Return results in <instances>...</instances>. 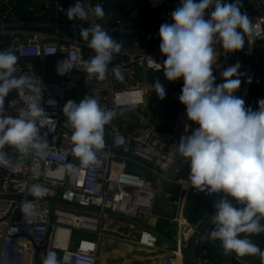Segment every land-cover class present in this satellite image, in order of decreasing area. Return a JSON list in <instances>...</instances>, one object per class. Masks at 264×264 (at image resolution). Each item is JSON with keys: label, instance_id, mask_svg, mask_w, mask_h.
Here are the masks:
<instances>
[{"label": "built area", "instance_id": "obj_1", "mask_svg": "<svg viewBox=\"0 0 264 264\" xmlns=\"http://www.w3.org/2000/svg\"><path fill=\"white\" fill-rule=\"evenodd\" d=\"M17 2L0 0V50L11 48L18 57L15 75L30 77L42 89L41 106L48 115L41 118V137L46 139L48 149L47 155L42 158L35 153L21 154L5 146L10 163L7 167H0V264H28L30 247L44 245L50 237V245L61 250L60 264H97L96 242L82 239L76 248H71L70 240L77 228L98 231L101 236L104 213L79 214L76 208H67L60 202L53 205L47 199L33 197L29 188L38 183L45 189L43 197L57 194L69 201L109 206L126 213L130 212L126 210L128 206L134 207L131 214L146 223L152 215L156 189L141 172L127 166L145 167L169 177L181 137L174 131L159 130L155 125L138 126L126 131L119 122L120 108L146 103V71L163 69L157 68L156 64L163 65L166 56L159 47L146 46L136 34L133 39H125L126 46L120 53L113 54L106 78L97 80L84 69L83 62L88 60L90 53L87 41L80 36V29L87 28L91 21L96 20L92 8L100 4L106 10L108 0H80L89 12V21L67 18L66 10L76 0H33L26 6L25 18L21 17ZM224 2L231 3L233 0ZM177 3L181 1L127 0L123 5L127 19L116 12L113 16L118 27L128 31L132 30L134 19L142 14H153L149 24L159 33L161 24L173 22L170 13L178 7ZM213 10V7L209 8L210 12ZM241 11L246 12L258 28L249 36L250 39L258 41L264 49V0H241ZM109 35L118 41L112 33ZM244 48L249 50L248 44ZM64 59L72 69L59 75L57 64ZM116 67L120 68L124 78L129 77L128 72L132 68L142 70L144 78L139 82L119 85L113 73ZM49 73L54 76L50 77ZM79 87L83 88V99L96 98L101 107L117 113L110 125L104 127L109 141L104 149L97 150V158L101 162L99 166H82L73 154L72 129L66 123L63 107L69 100L77 102L74 93ZM29 94L27 89L15 90V95L5 101V114L16 116L17 108L25 106L24 97ZM49 100L55 101V104L49 105ZM9 101H14L15 106L9 107ZM68 163L76 167L75 174L64 168ZM178 181L185 195L189 189L187 180L180 178ZM25 199L34 205V213L27 218L20 211ZM71 219L79 221L80 225H75ZM181 222L179 240L186 243L183 240H188L195 228L186 218H182ZM62 227H68L70 231L65 247L57 242ZM157 241L158 237L152 231L141 229L140 242L155 247ZM179 256H183L182 252L175 249V253L166 256L163 263L178 264ZM201 262L211 264L208 258Z\"/></svg>", "mask_w": 264, "mask_h": 264}, {"label": "clouds", "instance_id": "obj_2", "mask_svg": "<svg viewBox=\"0 0 264 264\" xmlns=\"http://www.w3.org/2000/svg\"><path fill=\"white\" fill-rule=\"evenodd\" d=\"M210 7L214 10L206 18ZM66 15L69 20H89V12L80 0L66 10ZM92 15L103 19V6L95 5ZM170 15L173 22L159 28V48L166 59L163 65H156L163 67L168 82L183 78L179 101L186 108L187 119L199 125L191 135L180 138L178 154L188 161L187 180L194 189L224 194L215 202V213L211 215L214 228L207 238L218 240L225 255H259L264 264V250L250 239L251 235L264 232V99L253 110L245 107L243 98L233 94L241 85L239 62L222 72L223 83L214 84L213 75L217 62L215 45L226 53L239 51L245 46V36H251L258 28L241 11V0H181ZM80 36L95 53L83 62L85 71L103 81L113 54L120 53L122 43L95 21L81 28ZM17 62L11 48L0 50V167L10 163L4 151L6 145L18 153H35L42 158L48 149L46 139L41 137V118L48 115L41 106L42 89L30 77L15 75ZM71 69L65 59L57 64L59 75ZM113 73L123 81L119 67ZM154 87L157 96L164 99L165 87L158 80ZM24 89L30 93L24 97L25 106L17 108L16 116L6 115V98L13 90ZM47 103L54 105L55 101ZM13 106L14 101H9V107ZM63 114L72 129L74 156L82 166H99L97 150L105 147L104 127L115 118L116 111L101 107L96 98L85 97L78 103L67 101ZM64 168L72 174L77 171L71 163ZM29 192L36 198L45 195L38 183L32 184ZM20 211L25 218L31 216L33 203L25 199ZM42 264H60L56 252L48 251Z\"/></svg>", "mask_w": 264, "mask_h": 264}, {"label": "crops", "instance_id": "obj_3", "mask_svg": "<svg viewBox=\"0 0 264 264\" xmlns=\"http://www.w3.org/2000/svg\"><path fill=\"white\" fill-rule=\"evenodd\" d=\"M33 0H18L17 8L22 18H25L26 6ZM124 1V0H123ZM181 1V0H179ZM123 5L113 6L111 10L119 16L127 19V14L123 11ZM179 6L180 3H177ZM209 9L205 12V17L210 15ZM105 28L108 33L117 38V42L122 43L125 48V39H133L136 34L144 35L142 40L155 42L160 39L159 33L155 30L145 29L146 27L138 26L132 30H121L116 21L109 20ZM41 28V27H38ZM116 32L115 33H113ZM111 33V32H110ZM122 39V41H121ZM245 44H248L249 50L245 48L226 53L218 44L215 45L217 52V62L213 65V75L215 76L214 84L218 85L224 82L222 72L237 62L240 64L239 78L241 85L233 94L241 97L245 101L246 108L258 109V101L264 99V49L256 40L245 36ZM90 55L88 59L95 55L94 51L88 48ZM257 56V59L253 58ZM253 57V58H252ZM53 77V73L48 74ZM129 77H125L123 81L117 79L119 85H126L143 80L144 72L140 69L132 68L128 72ZM148 93L146 103L142 106H126L120 108V124L126 131H130L134 127L155 125L162 131H174L180 137L191 135L192 131L199 127L198 124L187 119L186 108L179 101V96L183 87V78L168 82L164 76V70H148L146 71ZM159 81L164 87L166 96L160 99L155 90V82ZM249 80L251 82L249 83ZM83 88L79 87L75 90L77 102L83 99ZM107 125H110L107 124ZM187 126V127H186ZM105 143L109 141L107 134H104ZM182 163L190 167L188 161L182 158ZM141 172L147 179L148 183L156 189V196L152 206V215L146 222L152 231H158L168 237L179 239L182 235V218H186L198 229L203 223L202 231L199 233L198 255L203 261L208 258L211 264H230V257L235 256L241 264H262L261 257L258 255L243 257L237 256L235 253L225 255L220 242L208 239V234L213 230L214 225L211 217L207 219L211 207L219 199L223 193L208 194L207 192H198L187 180L190 171L182 170L176 177H164L157 172L138 167L132 164L127 166ZM187 180L189 189L184 195L182 185L178 179ZM69 208L71 206L64 205ZM206 220V221H205ZM264 224V221L262 222ZM102 235L98 231L89 229H75L71 236L70 246L76 248L82 239L92 240L97 243V264H164V258L175 253V249L169 244L158 238L155 247L140 242L141 227L137 224L114 215L103 214V222L101 225ZM246 235V234H243ZM256 241L264 244V232L252 235ZM67 237V233L63 230L60 235V241ZM76 237V238H74ZM50 237L47 249L39 250L32 245L28 252V264H42L43 259L48 251H55L57 258H60L61 250L53 248ZM69 239V235H68ZM186 244L188 240H183ZM36 249V250H35ZM178 264H193L187 256L177 257Z\"/></svg>", "mask_w": 264, "mask_h": 264}, {"label": "water", "instance_id": "obj_4", "mask_svg": "<svg viewBox=\"0 0 264 264\" xmlns=\"http://www.w3.org/2000/svg\"><path fill=\"white\" fill-rule=\"evenodd\" d=\"M124 1H127V0H124ZM182 170L190 171V167L185 166L182 163V157H180L179 154H177L173 168H172L171 172L168 174V176L176 177L179 174V172ZM223 195L224 194H222L219 197V199H221ZM41 198L49 200L53 205L55 202H60L63 205H67V206H71L73 208H76L78 210L79 214H90V215H92L94 212H103L106 214H110V215H114V216H117L120 218L127 219V220L137 224L142 229L150 230V228L147 226V224L142 222L135 215L123 212V211H121L119 209H115L113 207L102 206L99 204L84 205V204H81L77 201H69V200H66L64 198H61L57 194H55L53 196H47V197H41ZM214 205L211 207L210 212H209L206 220H208L211 217V215H213L215 213ZM237 206H239V205H237ZM261 221L263 222L264 220H261ZM203 225H204V223L200 227H198V229L195 230L190 235V237L188 239V241H189L188 244L183 243L179 239L168 237V236H166V235H164L158 231H155V230L154 231L150 230V231H152L159 239L166 241L170 247L180 250L182 252L183 256L184 255L187 256L193 264H202L201 259L198 255V240H199L198 235L202 231ZM250 239L253 241V243L257 244L261 248V250H264V244H261L260 242L256 241L252 235L250 236ZM48 246H49V239L46 241V243L44 245L37 246V248L39 250H44V249H47ZM250 256H252V255H250ZM229 263L230 264H241V261H239L235 256H231Z\"/></svg>", "mask_w": 264, "mask_h": 264}, {"label": "trees", "instance_id": "obj_5", "mask_svg": "<svg viewBox=\"0 0 264 264\" xmlns=\"http://www.w3.org/2000/svg\"><path fill=\"white\" fill-rule=\"evenodd\" d=\"M108 1H109L108 8L106 10H104L105 17L103 19H97L96 18V20H95L96 23L102 24L104 22L107 23L109 20H113V19L115 20L116 17L113 16L114 11L111 10V7H113V6H116V7L117 6H121L122 4L125 3V1H123V0H108ZM152 15L153 14H149V15L142 14L141 16L137 17L136 19L133 20L134 27L142 26V27H146L145 29H149L150 28L149 30L156 29L155 27L151 26V24H149V19H150V17H152ZM110 32L112 33V31H110ZM113 33L116 34V32H114V31H113ZM129 36H130V38L132 37L131 35H129ZM140 37H142L144 39V35H142ZM121 41H122V39H121ZM160 43H161V40L155 38V42H153L152 40L148 41V42H146V46H148L149 48H156V47H159Z\"/></svg>", "mask_w": 264, "mask_h": 264}, {"label": "bare ground", "instance_id": "obj_6", "mask_svg": "<svg viewBox=\"0 0 264 264\" xmlns=\"http://www.w3.org/2000/svg\"><path fill=\"white\" fill-rule=\"evenodd\" d=\"M129 207V206H128ZM126 208V210L127 211H130V212H128V213H133L134 212V207H131V208ZM123 209H124V207H123ZM71 221H73L74 223H75V225H80V223H79V221H77V220H72L71 219ZM62 230L65 232V233H67V237L63 240V241H60V235H61V232H62ZM68 235H69V238H70V231H69V228L68 227H62L60 230H59V233H58V236H57V242H58V245L59 246H66L67 245V242H68Z\"/></svg>", "mask_w": 264, "mask_h": 264}, {"label": "rangeland", "instance_id": "obj_7", "mask_svg": "<svg viewBox=\"0 0 264 264\" xmlns=\"http://www.w3.org/2000/svg\"><path fill=\"white\" fill-rule=\"evenodd\" d=\"M13 95H15V90H13V91L9 94V96H13ZM9 96H8V97H9ZM8 97H7V98H8ZM7 98H6V99H7ZM74 232H75V231H74ZM74 238H76V237H74Z\"/></svg>", "mask_w": 264, "mask_h": 264}]
</instances>
